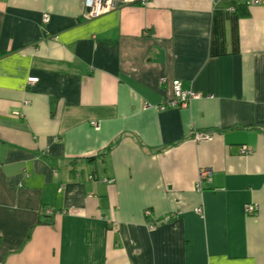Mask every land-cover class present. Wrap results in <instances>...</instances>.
<instances>
[{
  "label": "crops",
  "instance_id": "1",
  "mask_svg": "<svg viewBox=\"0 0 264 264\" xmlns=\"http://www.w3.org/2000/svg\"><path fill=\"white\" fill-rule=\"evenodd\" d=\"M0 264H264V6L0 0Z\"/></svg>",
  "mask_w": 264,
  "mask_h": 264
},
{
  "label": "built area",
  "instance_id": "2",
  "mask_svg": "<svg viewBox=\"0 0 264 264\" xmlns=\"http://www.w3.org/2000/svg\"><path fill=\"white\" fill-rule=\"evenodd\" d=\"M151 0H83L85 8H86V16L89 17H96L101 13H105L107 11L115 10L123 5L128 4H138L141 6H146ZM212 3L213 6H216L220 2H228V3H240L244 4L246 7H259L264 6V0H208ZM43 23H48V17L46 15L42 18ZM37 78H28L27 84H34L37 83ZM171 87L174 94V102L172 103V106L177 107H186L190 100L196 98L195 95H193L190 91H185L181 87V83L177 80L172 81ZM161 110L164 109V107H160ZM211 136L208 133L201 132L196 133L193 136L194 141L201 142L205 140H211ZM211 178V171L208 168H200L198 170V180L196 182V189L197 191H200L202 182L210 181ZM103 184H111L113 183V180H110L108 178L102 179ZM198 213H200V209L196 210ZM257 211V207L255 205H248L246 207V212L248 213H254ZM148 214V213H146ZM168 218L167 220H169Z\"/></svg>",
  "mask_w": 264,
  "mask_h": 264
},
{
  "label": "trees",
  "instance_id": "3",
  "mask_svg": "<svg viewBox=\"0 0 264 264\" xmlns=\"http://www.w3.org/2000/svg\"><path fill=\"white\" fill-rule=\"evenodd\" d=\"M208 1V0H207ZM223 3V2H222ZM225 3H228V2H225ZM230 4L233 5V8L236 10L238 9L239 7H246L244 4H240V3H231ZM218 5V4H217ZM237 7V8H236ZM237 48V42H236V36L233 34V49H236ZM216 54H218L217 51H215ZM88 161H92V159H89ZM88 180L91 181V182H95L97 180V178L95 177V175H90L88 177ZM54 211H48L46 208H41V213H40V216H39V219H38V222L37 224L39 225H44V226H49L52 224L53 222V219H52V213Z\"/></svg>",
  "mask_w": 264,
  "mask_h": 264
}]
</instances>
